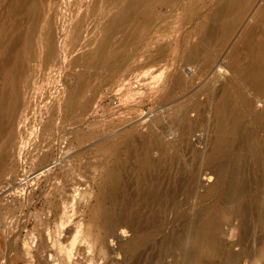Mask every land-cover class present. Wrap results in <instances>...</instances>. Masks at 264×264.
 <instances>
[{"label":"bare ground","instance_id":"bare-ground-1","mask_svg":"<svg viewBox=\"0 0 264 264\" xmlns=\"http://www.w3.org/2000/svg\"><path fill=\"white\" fill-rule=\"evenodd\" d=\"M35 1L38 0H10L8 11L11 20L7 23L6 33L0 36V71L6 83L5 87L0 89V191L4 189L7 192L12 189L8 196L14 197L21 195L26 187L39 181V171L50 167L53 160H59L56 158L57 150L66 135L67 126L78 123L86 125L89 119L85 120L83 116L88 115L93 103L92 79L85 69L72 79L65 99L53 101V105L48 109L49 103L39 110L37 101L31 107L24 102L25 90L22 83L27 75L25 61L33 60L38 48L43 50L45 61L53 60L59 49L53 30L47 31L45 36L42 35V39L36 41L34 30L39 26L41 15L37 10L39 19H34L31 23L30 18L38 7ZM116 1L120 4L123 0ZM197 1L199 0H125L116 12H113L107 31H103L106 35L98 48L86 53L84 66L112 69L123 59L122 51L127 37L133 31L138 33V22L143 19L144 25L150 28L158 18L157 7L170 8L165 17H172V13L183 9L185 4ZM256 1L215 0L213 12L196 26L198 41L191 49L194 53V63H199V59L207 57L209 60L204 69L215 66L220 49L228 44ZM97 2L96 0L92 5L87 3L91 6V13L101 10L98 9ZM105 2L108 3L107 0ZM101 14L100 17L104 15ZM82 15L78 17L84 18ZM92 15L95 16V13ZM29 22L34 27L26 34L21 27ZM75 24L77 29H83V19H79ZM117 33H120V39L116 41V46H113L112 39ZM160 48L163 50L164 47ZM17 54L22 58L19 62H15ZM75 60L78 61L79 57ZM77 61L73 62L74 65ZM228 61L232 78L227 79L221 86L220 94L214 97L213 145L207 152L197 151L196 159L199 164L196 169L191 171L186 179L182 177V170L179 177L174 176L173 183L165 191H159L156 168L160 161L154 157V152L159 151L160 155H164L170 146L160 142L156 130L160 131L162 122L155 118L151 121L149 133L140 136L139 147L134 145L135 136L125 137L119 143L99 145V157L102 162L100 174L91 188L84 190L80 196L81 200L87 199V204L80 210L81 219L65 230L63 228L72 219L69 209L72 208L71 211L75 213L73 207L76 199L74 195L67 196L65 188L77 166L71 161L64 172L57 175L50 173L52 175L48 179L40 182V189L45 188L42 193L45 203L42 212L35 211L33 214V230L36 231L38 241L35 251L30 250L32 246H28V253L32 254L34 259L30 264H99V260H103L102 264H109V261H114L113 264H239L243 261L250 264L261 263L264 236H256V233L264 231V110L254 112V102L255 99L264 97V4L259 9L255 23L247 31L242 48L234 46ZM148 63L150 61L145 64ZM185 74L186 72H183V77L179 75L183 82L187 78ZM160 75L152 74L151 77L156 80ZM131 79L133 83L134 79ZM181 84L177 79L163 99L174 98L176 89ZM125 92L129 99L143 93L140 89L136 91L132 87L126 88ZM191 108L192 106L184 104L177 105L173 110L174 120L182 121L185 127ZM27 110L34 111V122L30 127L31 132L27 131L25 134L20 125L25 124L28 119L25 114ZM25 127H28V124H25ZM93 135L92 130L76 132L68 146L84 143L92 139ZM236 148L242 149V152L251 149V155L257 161L255 163L259 164L254 179L240 173L238 169L243 170L244 165L239 167V163L237 167L235 163V172L231 173L234 162L230 164L229 161ZM124 153L132 156L139 154L141 157L136 163L127 165L122 158ZM242 154L240 155L243 156ZM234 156L236 155L232 156V160ZM92 165L91 159H88L85 168ZM231 165L233 167H230ZM131 168L134 175L125 178L123 172L128 173ZM208 169L209 173L206 172ZM6 176L8 181L4 179ZM59 178L62 179L61 186L55 181ZM203 179L213 180L210 185L215 190L213 194L201 191ZM253 180L256 186H253ZM35 197L36 193L30 192L28 197L14 199L8 204L0 198L1 228L8 238L11 235L8 242L6 241L8 253L16 252L15 236L25 227V211L33 204ZM211 198L214 200L209 202ZM254 209L257 212H253ZM251 213L253 221L248 217ZM235 220L238 223L234 226ZM16 229L18 232H15ZM231 230L235 239L226 243L223 235ZM127 233L131 235L130 240L126 243L120 242V237ZM115 240L121 260L119 256L116 260L111 257L116 251L113 245ZM236 245L240 247L237 252L232 249V246ZM43 252L48 253L51 259L47 255L44 257ZM16 257L18 256L15 255L12 259ZM4 258L3 261L0 260V264H8Z\"/></svg>","mask_w":264,"mask_h":264},{"label":"rangeland","instance_id":"rangeland-1","mask_svg":"<svg viewBox=\"0 0 264 264\" xmlns=\"http://www.w3.org/2000/svg\"><path fill=\"white\" fill-rule=\"evenodd\" d=\"M9 1L10 0H0V36L6 33L7 23L11 20L8 11ZM67 1L68 0L35 1L38 7L33 12L31 18H29L32 19L31 23H33L34 19H41L39 21V26L34 30L36 41L42 39V35L45 36L47 31L49 32L50 30H53L57 38L59 49L53 60L45 61L43 50L38 48V52L33 60L25 61L27 75L25 81L22 83L23 89L25 90H23V99L24 102H27V104L30 105V107L37 101L39 110L45 108V104L49 103V106H47L48 109L53 105V101L56 102V100L65 99L67 88L71 84L75 75L83 69L86 71L88 70L87 72L92 79L91 89L93 91L91 94L93 95V103L88 115L83 117L84 119H89V122L86 125L78 123L67 126V129L65 130L66 135L62 140L60 149L57 150L56 158L59 159V162L53 160L50 167L48 166V168L46 167L39 171V173H41L40 179L37 183L33 185L30 184L31 188L26 187L28 190L25 189L21 195H15V197L11 195L8 196V193L12 191V189L7 192L4 189L0 191V198L4 199V202L7 204L11 203L14 199L28 197L30 192L36 193L33 204L25 211L27 215L24 219H27L25 227L20 229L19 232L18 229L15 231L18 232L15 236L16 252L8 253L6 241L8 242L11 235L8 238V235L4 233L0 224V260L3 261L2 259L5 257L4 259L6 260L4 261L8 264H30L34 261L31 257L32 254L28 253L27 249L28 246H32V249L30 250L35 251L38 241L36 231L33 230L35 221L33 214L35 211L42 212L44 209L45 202L42 193L45 191V188L40 189V182L42 183L48 179L52 175L50 173L57 175L64 172L65 169H67V166L71 164V161L72 164L77 166V168L75 173L72 174V178L71 176L69 177V183L65 190L67 196H76V199L74 200L75 205L73 207L75 213L71 211L72 208L69 209L72 219L63 230L70 226H74V222L81 219L82 212L80 210H83L84 206L87 204V199L81 200L80 196L84 190L90 189L94 184L96 177L100 174L99 168L102 166L99 157L100 153L98 151L99 145L103 143H119V141L125 137L135 136L136 141L134 142V145L139 147L141 143L140 136L147 135L150 131L151 121L158 118L162 122V128L160 131L156 130L158 131V138L161 143L170 146L169 150L164 155H160L159 151L154 152V157L159 158L160 161L158 168H156L159 191H165L167 187L173 183L174 176L179 177L182 170V177L186 179L188 174L196 169L199 164V160L196 159L197 151L203 150L204 152H207L213 145V138L215 136L212 129L214 124V97H216L218 93L220 94L221 86L224 85L227 79L232 78V71L228 68L229 55L234 46L238 45L242 48V41L249 27L255 23L258 18L259 9L264 4V0H257L255 2L251 11L243 19L237 32L229 40L228 44L220 49V52L218 53L220 56L218 57L215 66L210 68L207 67L205 69L204 67L209 59L205 57L201 60L199 59V63H194L192 60L194 53H192L191 49L198 41L199 35L196 26L203 20V18H207L213 12V3L215 0H199L194 3L185 4L183 9L186 11L181 9L178 12L172 13V17H165L169 14L170 8L162 9L157 7L159 12L158 18L154 21L155 23H153L150 28L144 25L143 19L137 23L136 29L138 30V33H134L133 31V33L127 37L126 44L122 51L123 59L121 63H117L109 70L106 67L97 68L95 66H84V59L87 52L89 53L98 48L101 40L106 35V32L103 31H107L108 21L125 0L121 1L120 4L116 0H107L108 3L105 2L106 0H101L103 3L100 0H97L98 9L101 8V10H97L98 12L92 11V13H95V16L90 12L92 9L90 10L91 6L89 5H92L96 0H84L85 2H79L80 0H72V2L69 0L70 3L72 2L73 4H70L69 1ZM87 3L90 4L88 5ZM77 4L79 5V8ZM72 5L74 6L72 7ZM37 10L40 11L39 13L41 15L39 18V15L37 14L38 12H36ZM80 12H84L83 15ZM103 12L106 13L104 14ZM101 13L104 14L101 16L102 18L100 17ZM81 15L84 16V18L78 17ZM77 18L83 19L82 27L85 31H83L82 28H80V30L75 27V22L79 20ZM188 19L189 21H187ZM31 23L24 24V26L21 27V30H24L26 34L30 30L32 31L34 25ZM50 25L53 26V28ZM73 25L75 28H73ZM135 34L137 37H135ZM78 36L80 37L78 38ZM119 39L120 33H117L112 39L113 46H116V41H119ZM162 46L164 47L163 50L160 48ZM108 52H110V50H108ZM1 54L2 51H0V57ZM78 57L79 60H75L77 62L74 65V59H78ZM21 59L20 54L15 56V62H19ZM148 60L150 63L146 65L145 63L149 62ZM145 70H147V72ZM142 71L145 72L141 74ZM183 72H186L185 75L187 78L185 77V82H183V78L181 80V77H179V75L183 77ZM152 74L161 75L155 80L152 79ZM128 78L130 83H128ZM131 78L134 79L133 83H131L133 81ZM177 79L182 84L177 87L176 96L172 99H163L164 95L169 93L168 91L171 90V87ZM5 85L4 77L0 71V89L5 87ZM41 87H43V89H40ZM128 87H132L136 89V91L140 89L143 93L141 95H135L129 99L127 98V95H125L127 93L125 92L126 88ZM230 88L231 86L229 89ZM41 93H43L42 96ZM88 93H90V91ZM183 104L192 106L187 114L188 119L185 127L182 121L176 122L173 117L174 108L177 105ZM24 108L25 106H23L22 109ZM263 110L264 97H259L258 99H255L254 112ZM45 111L43 110V112ZM25 114H27L28 117L25 123L28 124V127H25V124H21L20 128L26 134L27 131L31 132L30 127L34 122V111L27 110ZM187 125L189 126L187 127ZM90 130L94 133L92 139L81 144L74 143L71 146H68V142L71 139L73 140L76 132L84 133ZM245 150L246 151L243 150L244 152H242V149L236 148L233 152L235 153L233 155L236 156L233 157V160V155L230 156L231 159L229 161L228 158L227 162L229 161L230 164L234 162V167L233 165L230 166L234 168H231V173L233 171L235 172V163L236 167L239 163L241 164L239 167L243 165L245 166L242 167L243 170H240L241 168L238 169L240 173L247 174V177H253L254 179L257 170L256 168L259 167V164L255 163L257 161L252 157L250 152L251 149L248 148ZM239 153H243V156ZM76 157L78 159H76ZM140 157L141 155L139 154L132 156L128 153H124L122 156L127 165L136 163ZM88 159H91L93 165L89 168H85V163ZM249 169L252 172H250ZM49 170L50 172H48ZM206 172L209 173L210 169ZM123 174L124 177L127 178L134 175V172L131 168L128 173L123 172ZM33 176L34 175H31V177ZM7 178L8 177L6 176L4 179L8 181ZM61 180V178L55 180L56 184L61 186ZM212 182L213 180L208 181L203 179L201 191L208 192L210 195L213 194L215 190L210 187ZM253 186H256L255 182ZM213 200L214 199L211 198L209 202H212ZM80 206L82 207L80 208ZM45 212L47 213V211H44V213ZM253 212L257 211L254 209ZM248 217L251 221L254 220L253 213H251V215L249 214ZM19 220L20 219H18V223ZM237 223L238 221L235 220L233 225L235 226ZM233 235L234 232L232 230L226 231L223 235L225 242H232L235 239ZM256 236H264V231H258ZM121 237L120 239L122 241H120V239L119 241L126 243L130 240L131 235L130 233H127L125 236ZM116 241L117 240L113 243L115 249L117 248V245H115L117 244ZM81 245L83 246V244ZM232 249L237 252L240 247L236 245L232 246ZM15 255L18 257L12 259ZM46 255L51 259L48 253L43 252V256L45 257ZM118 256L120 257L119 260H121V256L118 255V249H116L111 257L116 260ZM261 259V263L259 264H264V252ZM102 263L103 260H99V264ZM108 263L113 264L114 261H109ZM239 264L250 263L248 261H243Z\"/></svg>","mask_w":264,"mask_h":264}]
</instances>
